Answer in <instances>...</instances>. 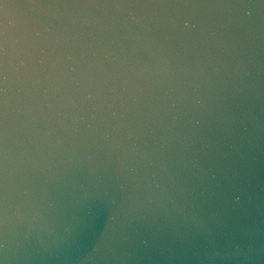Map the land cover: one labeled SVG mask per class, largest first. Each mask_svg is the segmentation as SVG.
<instances>
[{
    "label": "water",
    "instance_id": "95a60500",
    "mask_svg": "<svg viewBox=\"0 0 264 264\" xmlns=\"http://www.w3.org/2000/svg\"><path fill=\"white\" fill-rule=\"evenodd\" d=\"M0 264H264V0H0Z\"/></svg>",
    "mask_w": 264,
    "mask_h": 264
}]
</instances>
